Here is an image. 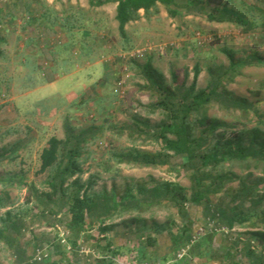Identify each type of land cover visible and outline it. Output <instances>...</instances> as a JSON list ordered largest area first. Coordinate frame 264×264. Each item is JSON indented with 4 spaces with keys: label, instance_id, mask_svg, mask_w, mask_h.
Returning a JSON list of instances; mask_svg holds the SVG:
<instances>
[{
    "label": "rangeland",
    "instance_id": "obj_1",
    "mask_svg": "<svg viewBox=\"0 0 264 264\" xmlns=\"http://www.w3.org/2000/svg\"><path fill=\"white\" fill-rule=\"evenodd\" d=\"M90 1L0 0V144L13 139L12 131L24 130L20 126L16 128V122H10L9 109H13L11 86L14 77L19 75L20 63L26 58V49L41 50L40 43L44 42L45 33H53L58 38L61 29H64L72 43L68 48L72 54L80 55L86 50L79 47L80 42L90 43L91 61L99 63L104 71L101 79L90 89L89 97L83 96L84 103L75 105L81 107H77L75 123H70L75 127L71 130L72 134H83L84 141L80 144L77 158L81 170L77 176L79 183L70 180L67 184L68 201L62 202L56 197L49 199L48 193L52 192L48 185L50 172L41 174L36 167H18L15 171L22 169L34 179L30 184L14 185L4 178L12 171L11 165H0V264H95L106 253L104 244L107 239L100 234L98 219L88 218L89 232L81 238L83 242L73 247L68 226L71 221L69 202L74 194H87L98 203L110 200L113 205L128 188L137 193L139 185L152 188L159 183L173 182L190 188L189 173L178 165L145 167L118 162L123 154L162 151L160 142L144 134L148 132L146 124L154 126L165 117L161 110L154 111L150 107L156 101V94L151 91L143 71L147 64H150L154 79L185 89L194 84L196 91L209 87L211 73L215 76L217 71L223 73V78H226L222 87L233 98L252 103L256 111L245 115L239 110L224 109L214 103L209 114L232 125L229 133L260 126L256 115H264V0H222L251 20L254 23L252 28L228 22H210L205 16L196 12L187 13L186 10L172 17L165 6L160 5L157 14L152 13L148 17L141 11V18L127 25V39H123L118 31L115 20L117 5L95 7ZM192 1L207 0H176L181 5ZM41 7L48 9L44 17L39 16L43 15ZM74 11L81 14L82 22L75 23L69 19ZM224 50L233 51L236 60L254 55H258L260 60L232 70ZM197 68L200 71L195 78ZM105 73L107 79H104ZM218 171H233L244 179L253 174L250 182L264 177V166L254 163L224 164ZM239 184L240 180L236 179L229 182L227 188L232 192ZM262 186L259 188L260 196L264 193ZM211 200L218 205L230 202L224 193L212 195ZM188 210L195 220V238L213 231L214 248L233 256L227 261L216 259L210 264H249L245 254L252 239L249 233L264 229L261 222L253 218L251 222L258 226H236L228 233L215 226V221L204 217L202 206L188 205ZM257 211H264V199ZM137 218L145 220L147 228L139 221L134 222ZM12 223L21 224V230L13 232ZM164 223H171L174 232L178 229L175 223L183 225L182 218L172 205H143L141 209L118 206V210L105 219V226L115 227L118 235L110 239L125 248V251L120 249L119 262L207 264L197 258L185 261L182 257L189 253L186 248L176 253L168 232L158 233L154 229V226L159 228ZM8 233L11 238H6ZM111 234V231L108 232L107 237ZM148 237L154 243L147 246ZM63 239L66 243L62 242ZM14 244L24 251L23 258L13 251ZM142 247L145 251L140 257L138 250ZM259 249L260 245L256 247L257 251ZM39 252L46 257L41 262H35Z\"/></svg>",
    "mask_w": 264,
    "mask_h": 264
},
{
    "label": "trees",
    "instance_id": "obj_2",
    "mask_svg": "<svg viewBox=\"0 0 264 264\" xmlns=\"http://www.w3.org/2000/svg\"><path fill=\"white\" fill-rule=\"evenodd\" d=\"M90 4L95 7L117 4L115 20L118 23L119 34L123 39H127L128 36L127 25L139 20L141 11L149 17L152 13H158L160 5L165 6L172 17L179 15L181 10H186L187 13H199L210 22H228L248 28H252L254 25L243 13L230 8L222 0L192 1L184 5L178 4L176 0H91ZM224 52L228 56L232 70L252 65L260 60L258 55L244 60H236L233 51L224 50ZM150 68V64L143 68L151 91L156 94V101L150 104V107L154 111L161 110L165 117L154 126L146 124L148 132L144 134L160 142L162 151L123 154L119 156L118 162L145 167L178 165L183 171L189 173L191 186L186 188L173 182L159 183L152 188L139 185L137 193H133L132 188H128L118 201L113 202V205L110 200L98 203L87 194L83 196L78 193L74 194L69 202L71 221L68 227L73 237L71 244L73 247L78 246L82 235L87 232L88 218L98 219L100 234L106 238L105 234L114 226H105V219L111 217L118 210V206H126L127 209H141L143 205L165 206L169 204L177 209L183 225L177 226L175 223V227H178L176 232L172 231L171 223H164L159 228L154 226V229L158 233L168 232L176 253L184 248L188 249L189 253H185L182 257L185 261L197 258L210 264L216 259L224 261L232 259L233 256L230 253L224 254L214 248L215 232H206L195 238L193 229L195 220L189 213L188 205L202 206L204 217L209 221H215V226H220L222 232L224 230L229 233L236 226L256 227L258 225L251 222L253 218L264 226V211L261 213L257 211V207L264 199V193L259 195L260 186L263 185L261 190L264 189V177H258L250 182L253 174L244 179L233 171H218V168L224 164L231 166L233 163H254L256 166H264V115H256L260 126L245 127L229 133L228 130L232 125L230 126L220 118L209 114L210 107L214 103L224 109L239 110L245 115L256 111L252 103L245 99L233 98L223 88L222 81L226 78H223V73L217 71V76L211 73L209 87L196 91L194 84L189 89L180 85H165L153 78ZM199 71L197 68L195 78L199 75ZM229 78L230 76L227 79ZM221 130L222 132H220ZM82 135L79 134L77 138L67 135L66 141L52 137L48 141L47 147L42 151L39 173L50 172L48 185L52 192L48 193L49 199L56 197L60 198L62 202L68 201L66 186L74 176L81 173L77 158L80 144L84 141ZM175 159L179 163L174 162ZM236 179L240 180L239 187L231 192L227 185ZM75 182L79 183V179L77 178ZM222 193L230 198V202L224 205L213 203L211 196ZM258 196L260 198L256 200L255 198ZM138 221L147 228L145 220L134 219V222ZM174 225L172 224V227ZM11 226L13 232L21 230L19 223H12ZM7 236L6 238H11L10 233ZM249 236L252 239L248 242L245 250L248 263L264 264V229L250 231ZM153 243V239L148 237L146 245ZM259 245L261 249L257 251L256 247L258 248ZM110 248L108 242L105 249L106 252H109V258L104 253L102 258L95 261V264H116L113 258H116L119 253ZM143 251L140 250L141 255ZM75 260L79 261L78 258ZM35 262L41 261L35 260ZM31 263L34 262L31 260Z\"/></svg>",
    "mask_w": 264,
    "mask_h": 264
},
{
    "label": "crops",
    "instance_id": "obj_3",
    "mask_svg": "<svg viewBox=\"0 0 264 264\" xmlns=\"http://www.w3.org/2000/svg\"><path fill=\"white\" fill-rule=\"evenodd\" d=\"M41 8V10L44 9ZM47 11L48 9L42 11L43 17L46 16ZM69 19L77 23L82 22L83 17L81 14L71 12ZM61 30L58 38H55L53 33H45L44 39H42L44 42L40 43L41 50L39 48L26 49V58L20 63L19 75L14 77L11 86L13 112L9 109L10 122H16V128L20 126L24 130L12 131L13 139L6 144H0V165H11L10 170L12 171L6 173L7 175L4 177L10 184L26 185L32 182L34 177L30 176L29 173L22 169L15 170L22 166L24 168L36 167L37 170H40L41 153L52 137L66 141L67 135L76 138L79 136V134L76 135L71 132L75 128L71 126L73 125L72 122L75 123L77 110L81 107L75 105L83 104L85 101L83 96L90 95L92 86L101 79L103 69L99 63L91 61L92 48L90 43H79V47L86 48L80 55L69 53L68 48L72 43L66 31ZM74 34L72 33V35ZM83 34L85 35L86 32L84 31ZM107 77V73H105L104 79ZM77 176L71 180H76ZM114 229L115 227L110 230L111 237H107L108 232L106 233L107 241L104 245L107 246L109 242L110 249L118 251L119 254L113 258L117 264L120 263L118 258L121 257L120 249L123 247L111 240L118 235L117 230ZM128 230L131 229L128 228ZM79 242H83V240ZM12 247L15 248L13 251L17 253L18 257H24V251L20 250L17 245L14 244ZM106 249L108 250V248ZM140 250L145 251V249L138 250L141 257ZM106 254L109 258V252Z\"/></svg>",
    "mask_w": 264,
    "mask_h": 264
},
{
    "label": "built area",
    "instance_id": "obj_4",
    "mask_svg": "<svg viewBox=\"0 0 264 264\" xmlns=\"http://www.w3.org/2000/svg\"><path fill=\"white\" fill-rule=\"evenodd\" d=\"M63 243H66V240L63 239L62 241ZM44 252V251H43ZM43 252H39L38 255L36 256L35 260L36 261H42L44 257H46L45 254H43Z\"/></svg>",
    "mask_w": 264,
    "mask_h": 264
}]
</instances>
